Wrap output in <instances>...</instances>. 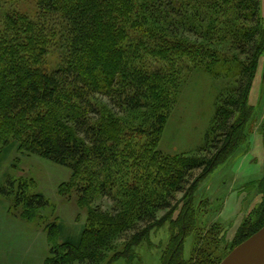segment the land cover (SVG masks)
<instances>
[{
	"label": "trees",
	"instance_id": "16d2710c",
	"mask_svg": "<svg viewBox=\"0 0 264 264\" xmlns=\"http://www.w3.org/2000/svg\"><path fill=\"white\" fill-rule=\"evenodd\" d=\"M140 1L143 14L133 17L131 11L138 10L135 0H38L43 20L26 19L19 29L16 20L7 15V27L0 24L1 155L17 145L74 170L89 161L97 162L106 173L114 167L121 169L120 130L106 128L96 100L105 98L122 112L149 109L151 105H166L171 110L182 84L175 85L168 70L153 68L150 55L165 61L169 68L178 63V58L185 62L187 70L201 69L215 79L234 82L218 96L212 127L200 149L205 157L179 161L162 156L154 160L153 179L150 174L145 177L149 176L156 185L149 189L130 186L137 200L128 202L131 198L126 195V202L121 201L124 209L134 205L127 209L123 223L117 219L107 228L85 227L77 237L63 241L61 247L67 256L82 263L97 264L103 249L112 244L111 235L116 229L127 233L134 230L133 237L138 241L143 232L140 224L150 230L159 222V212L169 209L167 216L172 214L176 206L169 201L184 192L186 186L193 187L194 192L195 185L212 171L219 158L226 161L227 153L241 144V134L252 116L247 108L249 95L264 52L262 0ZM206 7L213 12L208 17L204 15ZM194 20L203 26L200 38L208 37L211 44L230 38L244 60L226 58L211 45L188 46L182 39L146 27L149 21L162 22L176 37L185 36V31L193 30ZM208 23L210 30L203 32ZM57 42L61 61L51 69L44 56L49 46ZM52 105L70 110L69 127L56 128L55 113L49 109ZM157 119L154 115L153 120ZM160 119L159 122L164 121ZM199 171L201 174L196 175ZM19 183L15 190V184L8 180L7 187L0 186V194H15L18 203L30 210L48 205L41 194H27L26 184ZM102 195L111 197L112 193L102 188ZM193 196L190 195L188 211L181 212L177 220L178 227L181 216L184 226L193 210ZM263 227L264 205L255 226L240 229L237 246ZM63 228L61 224L54 225L50 233L62 235ZM171 248L166 250L164 259H168ZM59 249L52 252L58 253ZM218 257L209 246L199 252L192 264H217ZM176 262L186 264L181 258ZM52 264L59 263L54 260Z\"/></svg>",
	"mask_w": 264,
	"mask_h": 264
},
{
	"label": "rangeland",
	"instance_id": "374dc122",
	"mask_svg": "<svg viewBox=\"0 0 264 264\" xmlns=\"http://www.w3.org/2000/svg\"><path fill=\"white\" fill-rule=\"evenodd\" d=\"M135 1L138 10L134 9L130 14L139 17L143 14L139 8L141 1ZM205 9V17L213 13L210 8ZM261 14L264 19V0ZM7 15L16 20L19 29H22L26 19L38 21L44 17L38 0H0L2 28L7 27ZM155 18L157 20L158 16ZM193 23L194 33L191 32L193 30L185 31V36L178 37L162 22L149 21L146 27L164 36L182 39L188 42H185L188 46L211 45L226 58L244 60L230 38H214L216 41L211 44L208 37L200 38L203 27L200 22L194 20ZM209 24L205 25L203 32L210 30ZM189 27L192 28L191 25ZM57 49L58 42L53 47L49 46L44 56L51 69L60 65L61 53ZM148 58L153 68L171 72L175 85L182 84L177 104L171 110L166 105H151L149 109L122 112L119 108H113L105 98L96 100L102 109L101 120L106 128L113 132L120 130L119 145L123 151L121 169L114 167L106 173L97 162L89 161L74 170L30 153L26 148L19 149L17 145L0 154V186L7 187L10 180L17 190L19 181L24 182L27 194H41L48 202L44 208L30 210L18 203L15 194H0V215L10 217L12 223L24 233H16L8 240L0 231L3 235L1 238L15 246L14 252L18 255L25 253L26 259L22 258L18 264H52L54 260L59 264H91L69 258L61 247L63 241L77 237L85 227L107 228L112 220L117 219L123 223L127 209H133L134 205L124 209L121 201L126 202V195L131 198L128 202L132 198L134 203L137 200L132 196V187L140 188L143 185L149 189L156 185L152 180L155 175L154 160L162 156L179 161L206 156L200 149L204 147L212 127L218 96L234 83L233 80L215 79L201 69L187 70L185 62L178 61L176 57L178 63L171 68L158 57L150 55ZM247 108L252 111V116L241 134L242 142L237 149L227 153L226 161L223 157L219 158L218 164H213L212 171L203 175L200 183L195 185L194 192L193 187L186 186L184 192L177 193L169 201L176 206L175 211L168 216L169 209L159 212V222L152 229L145 230L146 226L140 224L142 239H134V230L127 233L116 229L111 235L112 244L103 249L97 264H177L178 258L192 264L199 252L209 246L213 254L219 256L217 264H221L239 246L237 236L240 229L254 227L264 205V52L257 65ZM49 109L55 113L57 129L69 127L67 117L71 114L70 110H62L54 105ZM154 115L159 119L153 120ZM160 118L164 121L159 122ZM148 174L152 175V179L145 177ZM198 174H201L200 171ZM102 188L112 193L111 197L103 196ZM191 194L194 195L193 210L189 211L184 226L181 216L178 227L177 220L181 212L186 214L188 211ZM60 224L64 226L62 235L57 232L51 234L53 226ZM20 235L31 243L25 245V241H20ZM215 241H218L217 244ZM58 247V253L52 252ZM168 248H171V252L166 260Z\"/></svg>",
	"mask_w": 264,
	"mask_h": 264
},
{
	"label": "water",
	"instance_id": "95a60500",
	"mask_svg": "<svg viewBox=\"0 0 264 264\" xmlns=\"http://www.w3.org/2000/svg\"><path fill=\"white\" fill-rule=\"evenodd\" d=\"M263 259L264 227L235 248L221 264H258Z\"/></svg>",
	"mask_w": 264,
	"mask_h": 264
},
{
	"label": "crops",
	"instance_id": "0c3cea01",
	"mask_svg": "<svg viewBox=\"0 0 264 264\" xmlns=\"http://www.w3.org/2000/svg\"><path fill=\"white\" fill-rule=\"evenodd\" d=\"M10 217L8 216H1L0 215V223L3 224L2 228H0V231H3V235L7 236L8 240H11V237H15L16 233L24 234L12 223V221L9 219ZM0 233V264H18L19 261L23 260L22 258L26 259V256L24 255L25 253H20L19 255L14 252L15 251V246H13L10 243L5 242V238L2 239ZM21 236V235H20ZM29 238V237H28ZM20 241H25V245L28 243H31V241L26 240L22 236L20 237ZM31 240V234L30 238ZM23 243V242H22ZM30 260H28L29 262Z\"/></svg>",
	"mask_w": 264,
	"mask_h": 264
},
{
	"label": "bare ground",
	"instance_id": "6f19581e",
	"mask_svg": "<svg viewBox=\"0 0 264 264\" xmlns=\"http://www.w3.org/2000/svg\"><path fill=\"white\" fill-rule=\"evenodd\" d=\"M262 262H264V259L262 261H260L258 264H262Z\"/></svg>",
	"mask_w": 264,
	"mask_h": 264
}]
</instances>
